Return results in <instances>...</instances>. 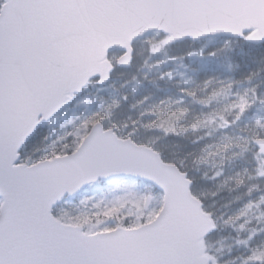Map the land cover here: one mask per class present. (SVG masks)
Returning <instances> with one entry per match:
<instances>
[{"label":"snow or ice","instance_id":"6c2138e0","mask_svg":"<svg viewBox=\"0 0 264 264\" xmlns=\"http://www.w3.org/2000/svg\"><path fill=\"white\" fill-rule=\"evenodd\" d=\"M0 264H264V0H0Z\"/></svg>","mask_w":264,"mask_h":264}]
</instances>
